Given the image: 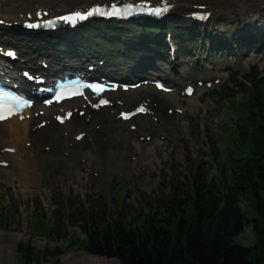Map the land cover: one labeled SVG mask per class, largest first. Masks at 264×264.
I'll use <instances>...</instances> for the list:
<instances>
[{
  "label": "rangeland",
  "instance_id": "obj_1",
  "mask_svg": "<svg viewBox=\"0 0 264 264\" xmlns=\"http://www.w3.org/2000/svg\"><path fill=\"white\" fill-rule=\"evenodd\" d=\"M191 1L207 7L206 11L211 13L209 21L216 22L219 31H213L212 25L208 27V29L210 28L208 33L213 40H209L206 45L203 40L204 27L197 33L194 42H188L187 39L182 41L176 39L177 32V36L188 33V29L183 27V24H187H180L181 27L178 29L172 27V40L176 39L175 41L179 44L176 46L179 55L178 62L180 64V61H183L176 70L179 72V76L184 72L185 76L198 77L203 74L204 70L200 65H197V61L200 64H204L205 61L206 69L211 63L214 68L213 73L204 72L207 78H217L216 70L219 72V69H223L226 72L223 73V81L216 86L213 85L210 89L202 87L203 91L195 93V99L198 101L196 111L191 112L188 107V99L177 100V104L184 112L182 115L166 116L165 122L167 128L173 133V137L167 138L165 142H160L158 148L153 149V153L147 156V161L150 162L148 166L143 160L135 161V157H133L129 159L132 163L134 162L133 167H130L128 160L120 164L116 161L118 164L110 166V169L106 171V169L96 166L105 162L102 154L98 156L96 152H92L93 156H98V159L93 161L90 159L92 154H88V150L80 152L78 161L68 163L66 170L57 173L55 178L48 179L45 175L40 180L36 179L32 189L26 190L20 183L14 181L8 183L6 180H0V245L11 248L17 264H23V259L17 249L19 245L24 244H29L36 251H41L42 254L48 251V254L36 264H63L64 259L76 254L79 257L105 259L88 255L77 247L70 248V251L66 250L67 252L61 255H53L52 252L56 247L62 245L66 247L65 242L60 240V236L48 238L39 234L35 222L44 221L45 224L48 222L50 229L54 227L59 231L64 225L66 238L67 236L78 237L83 240L84 235L81 230L72 227L68 216L67 211L73 203L80 202V205L88 211H93V208L97 211L105 210L108 218L117 215L116 219L118 217L125 218L124 224L128 225L141 212L149 214L156 207L157 200L168 198L172 181L184 184L185 180L192 179V177L196 179V175L199 173L203 175L206 171L207 179L216 181L222 171L221 167L225 166L226 161L245 157L249 153V144L247 147H243L241 138L244 131L242 122H246L248 125L251 118L250 112L246 108L240 109L236 104L242 102V105L245 103L249 105L248 94L242 91V87L252 90L253 84L248 78L253 74L260 73L259 78L264 77V52L256 53L254 51L251 52V55L240 53L237 56L239 50L236 44L232 47L233 50L230 54H227L229 44L226 49L215 48L222 44L219 43L222 41L220 39L229 41L235 36L237 25L241 26L240 35L247 33L242 30L246 15L259 22L260 17L264 16V0H254L252 8L250 9L246 5L241 13L236 12V6L239 4L238 1L242 0H217L225 8L235 7L231 16H228L226 12L215 15V7H210L207 4L209 2ZM259 5L261 6L259 7ZM179 15L181 13L174 12L175 17ZM263 24L264 22L261 23V25ZM99 35L93 33L87 37L88 44L92 39L93 41L98 39ZM109 38L105 34L99 38L105 44L114 46L113 49L105 48V55H117L125 51V45L119 38L111 39V41ZM114 40L117 41L116 45ZM81 42L83 46L89 47L83 40ZM45 43L40 44L45 45L44 52L53 53L51 43L47 39H45ZM91 44L96 45L94 42ZM98 47L102 49L99 45ZM151 49L153 50V48ZM183 50L190 52L189 55L184 54ZM162 51L165 52L161 49L157 50L158 53ZM209 51L212 53L210 56ZM166 63L168 64V61ZM161 67L165 69L164 65ZM148 140L144 141L149 143ZM149 144L148 146H150ZM240 208L246 219V224L243 232L235 241L240 246L248 248L255 242L253 221H258L259 216L256 214L254 203L249 200H241ZM105 260L109 262L111 259Z\"/></svg>",
  "mask_w": 264,
  "mask_h": 264
},
{
  "label": "trees",
  "instance_id": "obj_2",
  "mask_svg": "<svg viewBox=\"0 0 264 264\" xmlns=\"http://www.w3.org/2000/svg\"><path fill=\"white\" fill-rule=\"evenodd\" d=\"M142 24L138 42L163 47L162 35L167 24L159 27ZM187 27L191 29L189 33L180 37L192 40V30L196 27L192 24ZM114 28L91 23L83 35L96 33L100 38L106 33L118 39L120 34ZM147 30L158 32L160 37L149 42L150 35L144 34ZM99 38L95 40L102 48L97 50L99 54H103L105 48H114ZM257 39L259 44H254L250 38L240 39L236 34L229 41L237 46L247 43L259 46L264 44V33L258 34ZM64 45L61 43L62 50H66ZM92 49L88 47L94 54ZM115 59L112 56L109 60ZM259 77L260 73L248 78L253 84L252 90L242 87L248 94L249 105L236 104L240 109H248L251 116L248 125L242 122V146L249 144L250 148L245 157L226 161L216 181L207 179V171L196 175V179L185 180L184 184L172 181L168 198L157 200L149 214L141 212L128 225L124 224L125 218L116 219L117 215L108 218L105 210L88 211L80 202L73 203L68 216L72 227L81 230L83 240L66 238L64 225L59 231L54 227L50 229L48 222H35L39 234L48 238L60 236L65 242L66 247H56L52 254L61 255L77 247L94 257L115 258L120 264H264V77ZM241 200L253 202L259 216L258 221H253L255 242L248 248L235 241L246 224ZM17 252L23 264L39 263L48 254V251L43 254L36 251L29 244L19 245Z\"/></svg>",
  "mask_w": 264,
  "mask_h": 264
},
{
  "label": "bare ground",
  "instance_id": "obj_3",
  "mask_svg": "<svg viewBox=\"0 0 264 264\" xmlns=\"http://www.w3.org/2000/svg\"><path fill=\"white\" fill-rule=\"evenodd\" d=\"M112 1L115 0H0V20L5 25L18 22L21 28L22 24L20 22L25 20L26 15L34 14L35 11L41 8L50 11L51 14L56 17L62 14L61 12L67 10L82 9L97 2L103 3ZM184 1L189 2L182 3L181 1L170 0L171 4L174 6L173 12L188 13L187 7L189 5L191 7L201 5L195 4L191 0ZM202 1L209 2L207 3L209 6L215 7V15L217 13L221 14V12H226L228 16H231L235 9V7L225 8L217 0ZM238 3L236 12L241 13L246 5L251 9L254 0H242L238 1ZM260 6L261 5H259V7ZM227 10H230V12H227ZM21 16L22 18H20ZM54 17H51V19H54ZM246 17L247 18L244 20L245 26L252 27L253 20L247 15ZM169 23L170 26L166 29L169 33H171L172 27L178 29L181 27L180 24H183L179 17L170 18ZM203 25L204 26L198 25L192 35L195 38L200 29L204 27L203 40L207 45L208 41L213 39H211L208 33L210 28H206L212 25L213 31L219 30L217 29L218 27H216L217 25L211 21H207ZM12 28V26L0 28V41L3 42V46L11 49H22V55L20 57L22 60H17L15 63L4 61L5 66L2 69L0 68V72H8L10 75L16 76L21 70H27L32 74L42 75L46 71L50 72L59 66V64H55V58H52L48 53L44 52L45 45H40L41 43L46 44L43 38L34 40L35 44H37V51H31L29 54L24 50H30L22 47L21 39ZM237 28H241V26L237 25ZM16 29L20 31L19 28ZM253 29H258V26H254ZM62 35L64 38H72L71 34H69V36L62 33ZM35 36L42 37L40 33L35 34ZM49 36L53 37V34L49 33ZM95 40L96 39H94V41L92 40V42L96 43ZM52 41L54 46H61L60 41L57 43L53 38ZM209 43L211 45V42ZM34 53H38V57L35 56ZM208 54L210 56V51ZM61 57L64 60H69L67 55L62 54ZM79 61L80 60L77 59L76 62H71L75 66ZM71 62L64 65L69 66ZM216 73L218 77L215 80L221 83L224 74L222 72H217V70ZM186 80L189 81V79H185V82ZM180 81H182V79H180ZM196 90L197 93H200L203 91V88H197ZM118 97L119 100L124 103L125 107H129L143 99L151 100L156 106L151 107V115L137 117L135 120H131L128 123H122L116 120V113L114 112H116V110L118 111V108H113L112 110L100 114H92L88 122H85L83 119H72L62 127H55L51 123L33 132L31 130L39 123L38 120H49L56 110L51 108L46 111L42 117L37 119L31 117L29 122L26 119L22 123L15 120L1 123L0 180H6L8 183L14 181L15 183H20L26 190L32 189L36 179L40 180L45 175L48 179L55 178L57 173L66 170L68 163L78 161L80 152H87L88 150V154H92V152H96L98 156L102 154L105 162L96 166H100L106 169V171L110 169V166H116L118 162L120 164L127 160L130 161L129 159L133 157H135V161L143 160L146 166L150 165V162L147 161V156L153 153V149L158 148L160 142H165L167 138L173 137V133L167 128L165 119H167L166 116L176 115V110L183 111L177 104V95L158 94L152 91L151 88H144L122 96L118 95ZM188 100V107L191 109V112L196 111L198 101L195 99V94ZM77 106V102L73 103V107ZM65 108H67V106H65ZM80 134H83L84 138L78 143L75 141V138ZM146 138H150V144L144 140L141 142L139 141ZM148 144L150 146H148ZM6 149L14 150V152L12 154H6L4 152ZM98 156H93L92 154L90 159L93 161L97 160ZM86 160L88 159L86 158ZM1 163H6L7 167L2 168ZM129 165L133 167L134 162L132 163V161H130ZM76 255L64 259L63 264H120L116 260L108 262L105 259H95L87 256L79 257ZM13 256L14 253L11 251L10 247L0 245V264H17Z\"/></svg>",
  "mask_w": 264,
  "mask_h": 264
},
{
  "label": "water",
  "instance_id": "obj_4",
  "mask_svg": "<svg viewBox=\"0 0 264 264\" xmlns=\"http://www.w3.org/2000/svg\"><path fill=\"white\" fill-rule=\"evenodd\" d=\"M77 253H78V252H77ZM111 260H116V259H111ZM111 260H110V261H111ZM116 261L118 262V260H116Z\"/></svg>",
  "mask_w": 264,
  "mask_h": 264
}]
</instances>
